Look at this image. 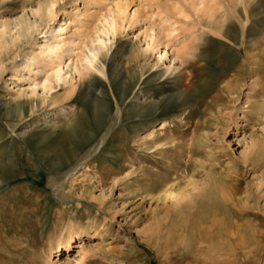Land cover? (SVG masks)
Here are the masks:
<instances>
[{"label": "rangeland", "instance_id": "1", "mask_svg": "<svg viewBox=\"0 0 264 264\" xmlns=\"http://www.w3.org/2000/svg\"><path fill=\"white\" fill-rule=\"evenodd\" d=\"M44 1L0 0V24ZM138 1L146 17L155 15L144 24L161 26L165 14L155 13L157 2ZM57 2V19L38 36L27 43L1 40L0 264H264V0H241L236 7L223 2L229 17L223 29H207L204 37L197 29L194 51L176 52L190 54L180 68L190 90L155 113L136 110L154 91L170 99L184 82L165 73V60L153 68L157 55L151 54L152 68L129 80L125 72L137 64L132 54L144 48L143 36L136 37L142 25L136 26L100 59L108 75L95 85L102 100L88 96L93 79H87L65 104L67 114L77 112L67 119L49 103L18 93L28 86L17 80L25 54L61 19L72 21L77 10L100 4ZM182 32L169 42H181ZM152 74L155 81H147ZM107 110L112 120L103 124ZM158 138L176 139L177 149H157ZM180 149L184 154L176 155ZM172 167H178L169 183L174 196L165 198L158 183ZM211 184L221 204L223 197L236 201L235 208L221 207L217 224L194 213ZM237 230L240 236L232 238ZM68 238L71 246L81 241L83 250L66 252Z\"/></svg>", "mask_w": 264, "mask_h": 264}, {"label": "bare ground", "instance_id": "2", "mask_svg": "<svg viewBox=\"0 0 264 264\" xmlns=\"http://www.w3.org/2000/svg\"><path fill=\"white\" fill-rule=\"evenodd\" d=\"M154 1L157 2L155 13L157 15L161 13L160 16L165 14V17H162L161 26L158 27L153 26L152 24H144L147 19H152L155 15L146 17L142 13L143 8L138 0H100L98 6H94L90 3V7L87 9L81 8L80 10H77L78 12L75 14V19L72 21L61 19L59 27H57L56 30L50 29L49 36L37 44L34 51L26 53L25 58L21 60L19 67H21L20 71L23 73L20 78H17V80L19 83H25L28 86L27 88H21L18 91L20 97H33V100L34 98L36 101L38 99V101L43 104L49 103V106L51 107L50 110H53L54 114H58V118L62 117L67 119L68 116L75 118L77 112L67 114V110H69L70 107H67L65 104L72 100L78 86L81 85L82 87V83L89 78L93 79V85L90 87L91 91H89L90 93L88 96L96 102L102 100V92L96 91L95 88V85L100 83V79L103 78L105 81L107 80L105 65L103 64L104 62L100 63V59L102 58L106 60L105 57L112 50L115 40L121 39L122 35L131 32L136 26L142 25V30L136 37H139V35L143 36L144 48L138 50L137 56L139 59L132 54L131 58L133 61L136 60L137 62L136 68H132L133 70H130V72L129 70L125 72L126 76L130 78L129 80L140 78L144 74V71H147L146 69L150 67L147 61L148 56L151 54V56L157 55L153 68L160 64L165 65L163 62L164 60L167 61L169 66H165V73L167 75H174L177 73L179 75L177 79H181L184 84L183 86L177 87L178 89L170 99H166L165 95H160L158 91H154V98H152L151 102L140 104V107L136 112L142 114L147 112L155 113L159 110L160 104L165 101L172 99L173 101L178 102L190 90L192 83L190 78L184 72L182 73L180 71L181 66L189 60V57L187 56L190 54L181 55L179 52H176L183 49L186 53L194 51L193 47L191 48L190 46L200 39L195 35V32L197 33V31H199L197 29L201 30V37L207 35L205 31L207 29H223L229 18L224 10L223 2L227 1L230 5L236 7L241 0H176L177 2L174 3L168 0ZM57 5V0H45L29 12H24L19 15L16 20L1 23L0 47H3L2 44L5 43L2 40L3 38H8L13 43H27L29 39L32 40L38 36L57 19ZM172 17H174V19ZM179 22H181L180 25L182 24L181 27L179 26ZM195 29L196 31H193ZM68 30H71V35L65 37ZM180 32H182L181 34H184L182 36L183 40L174 46L169 42V39L175 38ZM1 40L3 43H1ZM111 57L113 56L111 55L110 59ZM111 61H113V58ZM130 62L131 61L128 63ZM155 76L152 74V76L147 78V81L154 82L155 79L153 80V77ZM123 78L124 76L122 73L118 75L119 80H122ZM126 84L125 81L121 82V85L123 86ZM153 89L154 88H152V90ZM136 104H138V102H136L133 107H135ZM97 116L99 115L95 114L96 118H98ZM103 118V124L111 122L112 118H110L108 110ZM121 118V115L117 116L118 121L121 120ZM141 119L142 118L138 121L140 124L143 122ZM167 120H169V118H167ZM166 125L167 121L163 122L162 126L159 127L158 130L161 134ZM154 133L155 131L153 130L149 136H153ZM172 138H169L170 142H168V140L167 143H163L164 138H158L156 142H154V145L157 144V149L160 147H165L164 149H167L169 147L168 145L171 144L169 149L176 150V139ZM181 150L182 149L178 150L176 155L180 156V154H184L182 152L186 150L190 159L194 156L193 150L189 148ZM178 167H172L170 171H165L167 174H165L164 179L158 183V194L164 195L165 198H173L174 196L170 191L169 183L173 180L171 176H174L173 174ZM221 194H223V192ZM200 196L202 201L197 206V210L194 213L195 215H201L202 217L205 215L206 217H210V219L212 218L210 220L212 224L220 222V215L222 214L221 210L223 206L224 208L229 209L236 207L235 200L232 202L230 199H224V197L221 204V200L218 201V198L215 195L212 184L211 186H208L207 190L201 192ZM227 197L230 196L227 195ZM184 223L185 225H188V222ZM231 236L232 238L240 236L238 235V230L234 231ZM69 238L65 241V251L71 250L70 248L77 249V252L83 250V243L81 241L78 240L77 242H73L76 243V245L71 246L70 240L73 238ZM226 242L227 241L223 240L222 244ZM225 245L226 244H224V246ZM224 248L225 247H223V251ZM47 254L45 253L42 255L46 261L50 260ZM250 254L252 255L251 252ZM236 256L237 253L234 252L232 257L235 258ZM220 258L221 256H217V261L223 262V260H226ZM79 263L80 261H76V264Z\"/></svg>", "mask_w": 264, "mask_h": 264}]
</instances>
